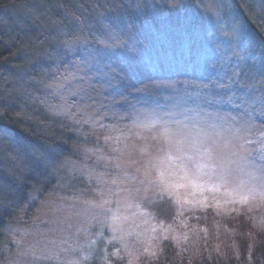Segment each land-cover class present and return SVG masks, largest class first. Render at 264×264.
Returning a JSON list of instances; mask_svg holds the SVG:
<instances>
[{
	"label": "rangeland",
	"instance_id": "obj_1",
	"mask_svg": "<svg viewBox=\"0 0 264 264\" xmlns=\"http://www.w3.org/2000/svg\"><path fill=\"white\" fill-rule=\"evenodd\" d=\"M0 40V264H264V0H0Z\"/></svg>",
	"mask_w": 264,
	"mask_h": 264
},
{
	"label": "snow or ice",
	"instance_id": "obj_2",
	"mask_svg": "<svg viewBox=\"0 0 264 264\" xmlns=\"http://www.w3.org/2000/svg\"><path fill=\"white\" fill-rule=\"evenodd\" d=\"M175 160H179L181 161V163L178 165L176 171L180 172L182 175H181V179L183 180H187L188 184L191 185L193 188H197L198 185L195 183V181L193 179H190V173H191V170L188 166L187 163H185L183 161V159L179 156L175 157L174 158ZM161 163H163V161H161ZM193 167H197L196 165H193ZM174 173L173 172H169L168 175H173ZM159 179L161 180V188H160V194H161V197H163V195H168V196H172L174 194V189L178 188V187H183L184 185L183 184H178V183H175L173 181H167L164 179V172H160V176H159ZM262 196H264V192H261L260 193ZM178 196V194H177ZM247 200V197H241V201L244 202ZM183 203L185 204H190V203H193V201L191 200H188L187 198H183ZM176 203H181V198H177L176 200Z\"/></svg>",
	"mask_w": 264,
	"mask_h": 264
},
{
	"label": "trees",
	"instance_id": "obj_3",
	"mask_svg": "<svg viewBox=\"0 0 264 264\" xmlns=\"http://www.w3.org/2000/svg\"><path fill=\"white\" fill-rule=\"evenodd\" d=\"M8 54V49L7 47L4 46L3 42L0 40V59H3L6 55ZM236 219H240V220H243V221H247L245 220V218L240 215L238 218ZM240 220H237L239 223L243 222V221H240ZM244 223V222H243ZM245 226H248V224L244 223ZM258 234H260L261 236H264V231H260L258 232ZM93 261H95L96 259H92ZM260 262H263L262 259L259 260ZM206 264H211V263H206ZM259 264H262V263H259Z\"/></svg>",
	"mask_w": 264,
	"mask_h": 264
}]
</instances>
